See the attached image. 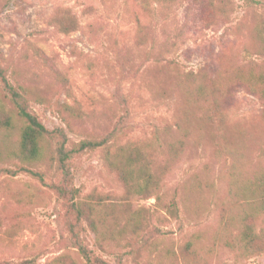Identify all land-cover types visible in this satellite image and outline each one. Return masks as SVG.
<instances>
[{
    "label": "rangeland",
    "instance_id": "rangeland-1",
    "mask_svg": "<svg viewBox=\"0 0 264 264\" xmlns=\"http://www.w3.org/2000/svg\"><path fill=\"white\" fill-rule=\"evenodd\" d=\"M263 45L264 0H0V104L10 108L4 80L21 85L49 130L65 132L72 143L115 131L120 144L139 148L156 162L158 133L170 138L179 133L183 101L172 92L178 76L189 86H202L204 97L193 93L188 111L202 133L200 144H190L178 157L169 153L174 162L164 188L180 205L193 201L197 213L184 208L182 220H164L154 198L129 201L132 209L151 208L154 223L178 253L195 232L205 231L209 240L219 235L229 211L237 217L252 214L260 203L254 227L258 233L264 229V200L230 204L231 165L227 156L216 158L206 119L217 103L218 120L224 115L221 146L244 149L238 164L243 181L264 171L263 100L248 84L264 74ZM17 141L18 131H0V168H16L11 151ZM34 170L44 172L49 183L60 181L45 166ZM71 170L84 193L98 191L124 202V187L103 152L79 155ZM199 182L213 185L205 196L194 189ZM74 221L39 179L25 173L0 177V264L76 258ZM81 227L85 245L95 249L94 235L86 224ZM129 250L125 244L120 248L123 254ZM215 250L210 264H264V250L250 258L221 246ZM124 263L134 264L127 258ZM141 263L147 264L146 258Z\"/></svg>",
    "mask_w": 264,
    "mask_h": 264
},
{
    "label": "trees",
    "instance_id": "trees-1",
    "mask_svg": "<svg viewBox=\"0 0 264 264\" xmlns=\"http://www.w3.org/2000/svg\"><path fill=\"white\" fill-rule=\"evenodd\" d=\"M264 48V45H263ZM183 75L178 76V83L172 92L181 95L182 105L178 106L182 116L177 122L178 132L175 138H170L166 133H158L154 142L157 161L150 162L144 151L139 148H131L129 145L120 144V139L113 131L104 137H93L72 143L65 132L49 130L32 111L29 91L18 85L13 86L4 80V88L8 93L10 108L0 104V131H18V141L11 151V158L18 160L16 168H0V177H17L20 174H28L44 182L57 199L65 205L74 217V223L70 226V233L76 242L78 256L73 258L62 255L48 264H125L124 258L132 260L134 264H142L146 258L147 264H210L214 256L215 247L221 246L234 252L239 258L257 256L264 250V229L260 233L255 229V219L261 213L263 207L253 208L252 214L243 212L238 217L229 211L227 221L224 222L219 235L208 239L205 231L195 232L183 242L177 253L173 247L167 244V239L162 235L161 228L157 227L153 219L155 214L151 208L140 206L132 209L129 201L156 200L155 208L166 215L164 220H182V212L190 214L196 212L193 201H181L168 199L164 191L166 176L173 165L174 160L169 159V153L175 152V156L185 153V148L190 144L199 145L202 133L194 125V120L188 117L190 107L194 102L191 95L196 93L200 98L204 97L202 86H191L180 81ZM254 93L263 100L262 115L264 116V74L250 77L249 83ZM213 110L208 111L206 119L212 127L210 140L216 147L215 156L218 160L227 156L229 160L230 180L228 183V195L230 204L238 200L249 202L250 200H264V171L256 174L253 180L243 181L238 167L243 150L238 147H223L221 123L224 115L218 120L219 105L213 103ZM200 120V119H199ZM218 120V121H217ZM192 131L198 135L195 137ZM163 135V137H160ZM170 138V139H168ZM56 140L55 149L48 154V147ZM179 147V148H178ZM100 151L105 154V163L110 172L119 179L124 187L122 199L124 202L115 201L110 194H102L98 191L84 193L74 185V175L71 166L76 157L89 152ZM174 156V157H175ZM264 158V151L262 152ZM175 159V158H174ZM47 167L55 175L60 176L59 182H48L45 173L36 172L34 169ZM213 185H195L194 189L202 196L209 193ZM200 200V199H199ZM191 203V204H190ZM112 211L107 212L106 208ZM126 207V210L116 212L115 209ZM83 224L94 235L95 249H89L81 237L80 230ZM129 246L127 253H121L120 248ZM106 253L107 256L101 254ZM111 258V261L110 259ZM37 258L27 259L18 263L9 264H37Z\"/></svg>",
    "mask_w": 264,
    "mask_h": 264
}]
</instances>
